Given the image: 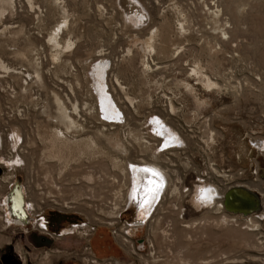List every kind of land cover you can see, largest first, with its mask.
Instances as JSON below:
<instances>
[{
	"label": "rangeland",
	"instance_id": "obj_1",
	"mask_svg": "<svg viewBox=\"0 0 264 264\" xmlns=\"http://www.w3.org/2000/svg\"><path fill=\"white\" fill-rule=\"evenodd\" d=\"M138 1L143 21L122 0H0L1 195L17 177L62 231L39 248L3 219L1 249L19 264H264L263 218L224 222L218 199L192 197L264 195V0ZM142 160L172 180L144 227L117 229L125 242L113 229L137 217L112 206Z\"/></svg>",
	"mask_w": 264,
	"mask_h": 264
},
{
	"label": "bare ground",
	"instance_id": "obj_2",
	"mask_svg": "<svg viewBox=\"0 0 264 264\" xmlns=\"http://www.w3.org/2000/svg\"><path fill=\"white\" fill-rule=\"evenodd\" d=\"M140 4L141 3H139L138 0H122V5L125 8L128 15L137 21L138 20L143 21L145 19V15H142L143 9H141ZM141 6H142V4H141ZM100 72L101 73L103 72L102 66H100ZM211 83H212V81H211ZM107 98L110 99V100L107 99L108 101L114 102L112 97H107ZM105 100L106 99L104 97V101ZM57 101L60 102L59 104H61L60 106L62 107V109L65 108L63 101L59 97H57ZM112 102H109V104L110 103L113 104ZM109 104H107L108 108L111 106ZM110 112L113 113L114 111L112 110ZM65 115L67 117H69L67 114H65ZM165 128L161 129V131H162V134L165 136L164 138H165L167 145H168L169 143L174 142L176 140V138H175L174 133H172L170 131V129L168 130ZM57 133L63 134V132L59 131V130L57 131ZM160 144H164V142H161ZM261 146H263V144ZM130 166H133L132 167L133 168V174H131L132 176H130V183H129V188H128V199H127L128 203H126V204H128L131 207L130 209L133 210V212L135 213V215L137 217V221L145 220L146 215H148L150 212H152L154 207L160 203L159 200L161 199L162 195L166 191V187L168 184L169 179H167V177H169L171 175V173L169 175L167 172L168 170L166 171V170L162 169L161 166L160 167L157 165L155 166L154 164H152L146 160H142L139 163L131 162ZM15 181H16V179L13 180L12 184L17 182V181L15 182ZM12 184L10 185L8 192H10L12 190L11 189ZM15 185L16 184H14V186ZM18 185L21 188V195H22V196L20 195L22 197L21 198L22 199L21 205H20V196H18V195L13 196V192L10 194L11 195L10 199L13 198V200L15 202L16 209L17 208L22 209V212L27 217V223H24V222H21L20 220L19 221L17 220V218L15 216L14 208L11 205V203L8 201V199L6 198L7 192L5 193V195L2 198V204L3 205L1 207H2L3 211H5V214H6V215L4 214L2 216V218L4 219V225L6 228L11 227V228H15V229H23L24 230L25 228H27L26 226L28 224H30V222H32V223L35 222L36 218L31 213L35 208H34V203H32L31 200L28 201V199H27L26 187L23 185V183H20ZM235 185H244V186L255 191V189H253L248 184L238 183ZM205 190H207L206 193L199 194L198 198H200V200H201V197L204 196L202 201L204 200L205 202H208L209 204L212 203L213 200L219 198V200L217 201L218 206L221 210L224 211V208H223L224 205H223V201L221 198H223V195L226 191H224V189H223V191H221L216 186L215 187L214 186L207 187V188H205ZM259 195L261 196L262 206H263L262 210L259 213L251 214L248 216L242 215V214L241 215L232 214L233 218H231V219H228L229 215L225 214L223 216L222 220L224 222H237L236 218H237V216H240L242 218H246L245 220H247V222H249V223L252 222L253 224H252L251 228H253V230H257L260 226V223L258 220L264 219V197H263L264 195L262 193H259ZM208 197H210V199ZM229 214H231V213H229ZM240 217H238V218H240ZM13 223L18 224V226H16ZM44 227H45V225H44ZM68 233H71V232H66L65 234H68ZM128 240L129 239L127 237L122 236V241L128 242ZM125 242H122V243H125ZM130 247H131L130 251H132L133 253H136L133 243L130 244Z\"/></svg>",
	"mask_w": 264,
	"mask_h": 264
},
{
	"label": "water",
	"instance_id": "obj_3",
	"mask_svg": "<svg viewBox=\"0 0 264 264\" xmlns=\"http://www.w3.org/2000/svg\"><path fill=\"white\" fill-rule=\"evenodd\" d=\"M19 182H16L14 188L8 194V201L14 208L15 216L17 220L27 223V217L22 212L21 208L15 207V202L10 199V194L13 192V196L21 195V188L18 185ZM19 186V187H18ZM22 196V195H21ZM20 196V205H21V197ZM193 203L194 208L198 211L206 208L208 206V202H205L202 199L198 198V195L193 192ZM15 198V197H14ZM223 205L226 212L231 214H238V215H251L255 213H259L263 206H262V199L258 192L244 186V185H233L229 187L223 195Z\"/></svg>",
	"mask_w": 264,
	"mask_h": 264
},
{
	"label": "flooded vegetation",
	"instance_id": "obj_4",
	"mask_svg": "<svg viewBox=\"0 0 264 264\" xmlns=\"http://www.w3.org/2000/svg\"><path fill=\"white\" fill-rule=\"evenodd\" d=\"M3 174H4V170H2L1 166H0V178L3 176ZM15 179H16L17 182L21 183L20 179H18L17 177H15ZM14 184H16V183L12 184L11 189H13ZM4 191L5 190H0V232H2V225H3L2 216L5 214V211H4V214H3V209L1 207V205H2V201H1L2 195L1 194ZM8 194H9V192L7 191L6 198H8ZM41 217H43V220H42L43 223L40 222ZM31 223L32 222H30V224H28L26 227L31 228L34 231H38V233L40 234V235H35V234L32 235V243L34 244V246H37L39 248L51 249L50 247L52 246V244L54 242V239L58 238V237H55L54 235L61 236L60 234H62V231L61 232L55 231L54 234H52L50 232V230H51V228L53 227L54 224L52 223V221L49 218L48 214H45L44 211L38 212L35 222H33L32 224ZM13 224L18 226V224H16V223H13ZM44 225H45V227H44ZM17 230H19V229H15V228L12 229L11 228V231H13V232H17ZM1 248H2V245H0V262H2L3 258H5V259L9 260V262L11 264H19L18 263V259L14 258V254H13L14 248H13L12 241L9 242V246H7V247H5L3 249H1Z\"/></svg>",
	"mask_w": 264,
	"mask_h": 264
},
{
	"label": "built area",
	"instance_id": "obj_5",
	"mask_svg": "<svg viewBox=\"0 0 264 264\" xmlns=\"http://www.w3.org/2000/svg\"><path fill=\"white\" fill-rule=\"evenodd\" d=\"M110 123H112L111 124V128L113 129L114 128V126L116 125H119L120 123H117V122H110ZM155 145H156V147H157V145H158V143H155ZM118 184V183H117ZM126 187V186H125ZM222 199V201H223V198H221ZM218 200H219V198H218ZM157 205V204H156ZM212 205V204H211ZM112 207H116L117 209H119L120 207V209H122V211H120V214L118 215V220L121 218V216H122V214L124 213V212H127V211H129L130 210V206L127 204L126 206H125V201H122L119 205H113ZM156 207V206H155ZM155 207H154V209H153V211L155 210ZM224 208V207H223ZM224 211H225V209H224ZM42 220H43V217H41V220H40V222L41 223H43L42 222ZM121 220V219H120ZM117 221V220H116ZM146 224V221L145 220H140V221H137V219L136 220H125V221H123V227L120 229V228H114L113 229V233L115 234V236H118V234L119 235H121V231L120 232H118L117 231V229L118 230H123V229H125L126 227H129L130 226V229L131 230H135V231H138V229L141 227H143L144 225ZM79 224H75L74 226H78ZM81 225H83V224H81ZM124 232V231H123ZM126 236H129L128 234V231L126 230L125 231V233H124ZM130 237V236H129ZM140 242V241H139ZM141 244H143V240H141V242H140Z\"/></svg>",
	"mask_w": 264,
	"mask_h": 264
},
{
	"label": "snow or ice",
	"instance_id": "obj_6",
	"mask_svg": "<svg viewBox=\"0 0 264 264\" xmlns=\"http://www.w3.org/2000/svg\"><path fill=\"white\" fill-rule=\"evenodd\" d=\"M202 191L206 193L207 190H202ZM203 198H204V196L201 197V199H203ZM208 198L210 199V197H208Z\"/></svg>",
	"mask_w": 264,
	"mask_h": 264
}]
</instances>
